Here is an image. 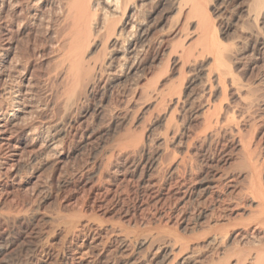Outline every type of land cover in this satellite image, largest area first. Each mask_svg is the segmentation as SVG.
Instances as JSON below:
<instances>
[{
    "label": "rangeland",
    "instance_id": "obj_1",
    "mask_svg": "<svg viewBox=\"0 0 264 264\" xmlns=\"http://www.w3.org/2000/svg\"><path fill=\"white\" fill-rule=\"evenodd\" d=\"M209 1L206 6L211 8L208 12L213 22L211 35L224 49L226 47L225 64L218 66L213 53L203 51L204 47L201 49L202 42L194 23L187 28L188 36L187 29L183 30L178 24L174 32L168 37L165 35L166 39L172 38L173 43L169 38L170 43L147 47L146 54H143L147 58L154 54L159 57L145 68L147 76L145 73L138 79L140 84L161 87L173 97L181 95L175 119L170 125L164 119V109L167 103L172 105L171 96L165 94L167 103L159 98L154 100L145 96L146 99L139 93L137 96L133 85L136 75H131L133 78H127L125 82L106 83L107 87L97 85L87 98L84 96L78 100L79 105L76 103L77 106L66 110V84L59 75L62 66L56 64L59 58L55 43L62 33L58 4L42 11L32 0H0V112L7 109L15 96L13 94L17 93L14 90L18 88L21 90L20 104L27 108L26 114L21 113L14 121L16 125L8 132L12 137L11 156L3 158L8 149L0 142V155H3L0 156V174L5 172L7 165L15 166L11 168L8 180L0 178V264H211V258L224 247L222 238L212 241L213 232L205 222L198 227L191 223L185 225L181 217L196 216L198 211L219 204L216 210L223 215L221 222H227L230 214L238 222L230 228L233 250L230 261L232 264H252V248L264 244L263 225L252 223L251 209L245 210L244 217H241L231 208H220L221 202L217 199L222 196L238 200L245 195L248 178L241 165L240 134L248 135V138L254 134L255 142L260 143L256 152H264V47L260 44L261 35L264 36V19L253 25L246 9L250 0ZM164 4L161 0L152 1L148 6L149 11L152 9V16H144L152 20L154 36L168 26V22L160 23V18L169 16L166 13L169 0ZM59 30L61 33L57 32ZM182 31L187 36L184 41L192 49L189 63L185 64L179 61L178 52L177 56L176 53L171 55L170 61L168 55L163 54L167 43L175 47L179 45L178 36ZM95 48L87 59L94 61L104 57L105 52L100 47ZM227 54L231 55L227 58ZM221 72L226 74L222 78L224 74ZM250 98L257 101L252 100L254 107L247 111L246 101ZM218 102L222 104L218 106ZM210 104L211 111H215L213 105L217 110L222 107L226 117L235 119L226 121L229 125L220 131L204 136L200 130L201 121ZM34 119L43 127L61 128V144L57 151L30 145L31 137L23 128L26 121L35 122ZM236 122L240 124L238 129L233 126ZM175 129H178L176 143L172 137ZM145 135H149L145 152L134 151L132 143L136 144ZM126 144L130 145L126 147ZM181 158L183 160L179 163L177 160ZM140 160L143 163L135 167ZM151 160L156 163L149 169L144 163ZM177 163L182 166L180 169ZM172 168L178 169L173 172ZM213 177L218 180L216 182L214 178L211 188H200V181ZM183 178H187L186 186L192 187V194L186 195L177 183ZM216 222L213 221L212 225L215 226ZM178 237L189 239L190 248L173 263L171 258H162L163 249H177ZM142 239L148 241L140 247ZM123 240L129 244L124 246ZM237 244L239 248L234 250ZM188 255L191 259L181 263L182 257Z\"/></svg>",
    "mask_w": 264,
    "mask_h": 264
},
{
    "label": "bare ground",
    "instance_id": "obj_2",
    "mask_svg": "<svg viewBox=\"0 0 264 264\" xmlns=\"http://www.w3.org/2000/svg\"><path fill=\"white\" fill-rule=\"evenodd\" d=\"M32 1H33V3H37L38 4L37 5V9L38 10H42L43 11V9L48 8V6L52 7L51 5H53L55 3L58 4L59 9H60L59 10L60 12H58V11L57 12L60 13L59 14V17H58V20L60 18L61 19V22H62L61 23V25H62V27H61L62 33L60 32V30L57 31V32H60L61 33L60 34L61 37H58L57 36L59 39H57V41L55 43L56 44L55 46L57 47V54H58L57 57L59 58V59L56 60L58 62L56 64L62 66V69L59 72V75H61L63 77V79H61V80H62V82L64 80V82L66 84L65 86H66V90H67V94H68V97H66L67 99L64 98L65 99L64 108L66 110L72 109L74 106H77L76 103L78 102V100L81 101L82 100L81 99L82 97L85 96L84 98H87L86 96H88L97 85L105 84L104 86H106L109 83L121 82V81H124L125 82L127 78H133V77H130L131 75H136L137 76L136 81H134L135 79L133 80L135 82V83H133V85H135V90L134 91H135V94H137V96H138V93H139V95H141L143 97L146 96V97H149V98H154V100H156L157 98H159V99H161L162 102L165 99L164 98L165 97V94H166V97H167V95H170L171 96V94H169V91L168 92H164L161 87L158 88L157 86L152 85V84H151L152 86H147L149 84H147L146 86L141 85L140 82H139L140 80H138V79H141V78H143L145 76V73H146L145 72V68L148 65L154 63L155 61H158V57L159 56H157V55L154 54L156 51L153 53L154 54L153 56L148 57V58L145 55H143L145 53L144 51L147 50L146 48L148 47V49H149L151 47L154 48L156 46H161V47L164 46L166 44V42L168 41V39L170 38L169 37V38L166 39L165 35L166 36L167 35L169 36V33L174 32L175 31L174 29L176 28V26L178 24H181L179 26H182L183 27V30H186L188 28V26H190L189 24L194 23V25L196 26V28L198 30V33L197 34H198V36H199V38H200V40L202 42V44L200 42V44H201L202 47L201 46H198V47H201V49L204 47L203 48V51H208V52H210V54L213 53L212 56H215L214 57V60L219 63L218 66H221L220 64H225V57H226L225 56V54H226L225 53L226 52L225 50H226V47L224 49V46L221 45L220 42L213 35H211V23H213V22H212V19L210 20V17L208 15V12H209V10L211 8L209 9V7L206 6L207 0H169V8H166V9H168V10H166V13L169 14V16H166L164 18H160L161 20L159 19L160 20V23H163L165 21L166 24H167V22H168V26L164 27L163 30L161 31V33H158L157 34V32H156V34H157L156 36L153 35L155 33L154 31H153V34H152L153 22H152V20H149V18H148V17H151L152 16V14H151V12H152L151 10L152 9L149 11L148 6H150V3H152V1H154V0H32ZM161 1H163V4H164V1L166 2V0H161ZM208 2H210V1L208 0ZM153 3H155V2H153ZM157 3H159V2L157 1L156 4ZM152 5L155 6V4H152ZM244 5H245V2H244ZM54 6H56V5H54ZM32 9H33V5H32ZM49 9H51V8H49ZM246 9H247V14H248L247 16H248V18H250L251 20L254 21V24L253 25H255V22L257 23L258 21L260 22L261 19H264V0H250L249 4L246 5ZM153 13H154V11H153ZM146 15L148 17L145 18L144 16H146ZM157 22H158V20H157ZM55 23H56V21H55ZM154 23L155 24H158V25L160 24V23H156L155 21H154ZM47 28H48V26H47ZM260 28H262V27H260ZM58 29H60V28H58ZM179 29H180V27H179ZM257 30H259V29H257ZM261 30H263V29H261ZM182 32H181L182 35H180V34H179L180 36L177 35L180 38V40L178 39L180 41V43L178 42L179 45L178 46L176 45L178 48L175 47L174 44H172V46H170V44H168L170 42L168 41V43H167L168 47H165L166 53H163V54L164 55L165 54L168 55L167 59L169 60L170 57H171V55L173 53L178 52L179 55H180L179 61L181 60L183 62V64H185V63H187V61L189 60V57L191 56V50L192 49H190L191 48L190 45H187L188 43H186L184 41V39L188 36V29L186 30L187 36L184 34L185 32H183V33ZM190 32H189V34H190ZM178 33H176V34H178ZM258 35H260L259 32H258ZM195 36L197 38V35H195ZM261 36L262 37L260 38V44L264 47V36H263V34ZM170 39L172 41V38H170ZM200 40H198V41H200ZM172 43H173V41H172ZM175 44H176V42H175ZM203 44H204V46H203ZM94 46H96V48L97 47H100L105 52V55H104L103 58H100V60L91 61V60L87 59V57H88V54L90 53V51L92 50V48ZM158 48H160V47H158ZM201 49H199V50H201ZM231 49H227V50H231ZM156 50H157V48H156ZM232 50H231V52H232ZM55 51H56V49H55ZM229 52L230 51H227V53H229ZM178 53H176V56H177ZM200 54H202V52H200ZM208 55H209V53H208ZM230 55L231 54H229L227 56V58ZM207 58H208V56H207ZM43 59H42V61H43ZM167 59H166V62H167ZM227 61H229V60H227ZM188 63H189V61H188ZM194 64H196V63L194 62ZM191 65H192V63H191ZM212 66H213V64H212ZM216 66H217V64H216ZM231 66L233 67V65H231ZM154 67H155V65H154ZM163 67H164V65H163ZM226 67L229 68L228 66H226ZM58 68H59V66H58ZM160 68H162V67H160ZM164 68H166V66ZM232 69H235V68L233 67ZM141 71H144V72L141 74ZM57 73H58V71H57ZM221 73L224 74L223 76H221V78L226 75L223 72H221ZM146 76H147V73H146ZM59 78H60V76H59ZM199 78H201V77H199ZM219 78H220V76H219ZM49 80H51V79H49ZM152 80H156V79H152ZM174 80H175V78H174ZM160 81H162V80H160ZM141 83H142V81H141ZM151 83H153V82H151ZM224 85H225V83H224ZM248 86H250V84ZM63 87H64V85H63ZM254 87H256V86H254ZM250 88H252V87L250 86ZM250 88H249V90H250ZM223 89H225V88H223ZM247 90H248V88H247ZM20 91H21L20 88H18L17 91L14 90V92L15 93L17 92V93L16 94H13L15 96H13L12 102H10V104L7 106V109L5 111L0 112V142H1V144L3 146H6V149H8L5 153H3L4 156L2 155L4 159L7 156H11V150H12L11 149V144H12L11 143V139H12V137H11V135L8 134V132L10 131V129H11L12 126L16 125L14 123V121L16 120V118L21 113H25L26 114V112H27L26 111L27 110L26 106H22L20 104V100H21L20 99V94H19ZM63 92H65V91L63 90ZM254 92H256V90ZM178 93H179V91H178ZM249 93H251V91ZM247 95H248V93H247ZM170 96H168V98ZM180 99H181V95L179 94L178 96H174V97L171 96V98L169 99L170 101H172V105H168V103L166 101H164V102L167 103L166 104L167 106H165V109H164V113H165L164 119L167 122H169L170 125H171V123L175 119L174 116H176L175 115V112H176V110H178L176 108H177V104L179 103ZM245 99H246V97H245ZM252 100H254V99H251L250 98L249 101H246V103L248 102V106H247L248 109H246L247 111L249 109H251V107L253 106V103L254 102ZM28 101H30V100H28ZM170 101H169V103L171 104ZM159 102H160V100L158 101V103ZM62 103H63V101H62ZM181 103H182V101H181ZM218 103L217 104L215 103L214 105H218ZM221 104L219 103L218 106H220ZM214 105H213V107H214L213 109H215V111H213V110L211 111V109H210L211 108V104L208 105L207 109L205 110L204 116L202 118L203 120L201 121L202 122V128L200 130H201V132L203 133L204 136H207L208 134H210V133H212V132H214L216 130H219L220 131L221 128H223L224 126L229 125L226 121H231L232 119H235V118L226 117V115L222 111V107H220L219 110H217V106H214ZM107 107H109V106H107ZM31 108L32 107H30V109ZM54 108H55V106H54ZM40 110H42V109H40ZM134 118H135V116H134ZM242 120H243V118H242ZM19 123H21V122H19ZM253 124H252V126H253ZM144 125H145V123H144ZM239 125L236 122V124L233 125V126L236 129H238L237 126H239ZM54 128H52V127H43L42 124H40V125L36 124V120H35V122L32 121V120H30V121H26L25 122V127L23 129H26L28 131L26 135H29L31 137V142H30V145L31 146H33V147L35 146V147H37L39 149H43V150H49V151H53L54 150V152H55V150L56 151L58 150L57 148H58L59 144H61L60 137H62V136H61V132H60V129L61 128L59 130H56V126ZM238 132L241 133V130L240 131L238 130ZM217 133H218V131H217ZM197 135H199V134H197ZM251 135L248 138L247 137L248 135L247 136L246 135L244 136L243 134H240V138H239V144H240L239 146H241V148H242V151H241V157H242L241 159L242 160L240 159L241 160V165H242V168L247 173V178H248V180H247L248 181L247 182L248 183V186L246 187L245 195L242 196V198H238V200L237 199L236 200H233V198L222 197V196L219 199H217V198L216 199L221 202L220 208L221 207L222 208H231L232 211L236 212L238 214V216L240 215L241 217H244L245 210L251 209L250 211L252 213L250 212L251 213L250 216H252L253 218H255L254 220L252 218V223L254 222L255 224H257V226L261 225V227H262V225H263V227H264V152L261 153L260 150H259L260 153H257L259 151L256 152V148L258 147V144H260V143H256L255 142L256 140H254V138H253L254 137V134L252 136ZM172 137L174 139V142L176 143V141L178 139V129L177 130L176 129L173 130ZM148 138H149V135L147 137L145 135L144 138H142V136H141V139H140L139 142H137L136 144H133L132 143L131 146L133 147L134 151L139 150V151L145 152V147H147L146 146V144H147L146 142L148 141ZM127 141H129V140H126V142ZM191 142H192V140H191ZM261 144H263V143H261ZM129 145L126 144L125 146L128 147ZM13 147H15V145ZM37 151H38V149H37ZM2 152H3V150H2ZM0 154H2V153L0 152ZM143 155H144V153H143ZM54 156H55V154H54ZM176 158H177V156H176ZM182 158H183V156H182ZM182 158L181 159H178L177 161H179V163H181L182 160H183ZM126 159H128V158H126ZM6 161H4L3 163L6 164ZM175 161H176V159H175ZM142 163H143V161L140 160L139 162H137L135 164V167H138ZM155 163H156L155 160L147 161V162L144 163V166H146L149 169H152L153 166L155 165ZM177 164H176V167H177ZM184 164H185V162H184ZM184 164L182 163V165H184ZM179 165L180 164H178V167L180 169L182 166L180 167ZM12 167H15V166L10 165V167H8V165H7V167L5 168L6 169L5 172L3 174H0V178L2 177L1 179H3V180H4V178H7V180H8V178L11 177V168ZM172 170H173V168H172ZM176 170H173V172L176 171ZM185 171L187 173L188 170H185ZM220 171H221V169H220ZM179 172H178V174H180ZM226 174L227 173H225V175ZM185 175H183V176H185ZM206 175H208V173ZM219 177H221V176H219ZM181 178H182V176H181ZM214 178L215 177H213V178H207V179L204 178V180L200 181V185H199L200 188H202L204 190L211 188L212 187V183L214 182ZM186 179L187 178H183V179L177 180V183L180 184V186L183 187V190L182 191L186 195H189V193L191 192V188L192 187L190 188V187L186 186ZM216 179L217 178H215V181H216ZM22 180H23V178H22ZM26 180H28V179H26ZM188 181H190V180H188ZM27 183H28V181H27ZM187 183H189V182H187ZM191 194H192V192H191ZM242 194H243V192H242ZM214 200H215V198H214ZM219 205H216V206H219ZM216 206L215 205L214 206H211L210 209H208V210L206 209L204 211H201L200 213L198 211V214L196 216H193V217L182 216L181 217V221L185 225H188V224L191 223L195 227L201 226L202 223L205 222L207 224L206 227L209 228V230H211V233L213 232V234H212V241L216 242L219 238H222V243H225L224 244V247L221 249V251L218 252V255H216L215 257H212L211 258V264H232V262L230 261L231 254L233 253V250H232V248L230 246L231 245V242H232V234H231L232 232H231V229L230 228H231V226H234V225L238 224V222L236 220H234V218L231 216V214H230V217L228 218V221L227 222H221V218H222L223 215L217 211L218 209H217ZM242 210H244V211H242ZM243 219H242V221H243ZM215 220L217 222H216L215 226H213L212 225V222L215 221ZM245 223H249V222L248 221L246 222V220H245ZM207 234L210 235V233H208V232H207ZM147 239H142L139 242V246L140 247L144 246L147 243V241H148ZM188 240L187 239H184V238L182 239V237L181 238L178 237V239L176 240V243H175V244H177V249H175L174 247L169 248L168 245H167L168 248L167 249L166 248L163 249V257L162 256L161 257L162 258H164V257L171 258V262L175 261L178 258V256H180L181 254L183 255V252H185L186 250H188V247H189ZM123 242L125 243V244H123L124 246H127V244H129V243H126L124 240H123ZM258 242L260 243V241H258ZM253 243H254V241H253ZM163 244H164V242H163ZM237 247H238V244L235 246L234 250L237 249ZM252 249H254V252L252 254L253 258H252V261H251L252 264H264V244H258L257 246H255V248H252ZM237 256H239V254ZM168 258H165V259H168ZM182 259L183 260H182L181 263H185V261H188L189 259H191V255H188L186 257H182ZM160 260H162V259H160ZM242 260H244V259H242ZM160 263H162V262H160ZM168 264H169V262H168Z\"/></svg>",
    "mask_w": 264,
    "mask_h": 264
}]
</instances>
